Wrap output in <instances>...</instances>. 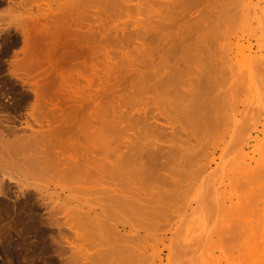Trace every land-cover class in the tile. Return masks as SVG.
Instances as JSON below:
<instances>
[{
  "label": "rangeland",
  "instance_id": "obj_1",
  "mask_svg": "<svg viewBox=\"0 0 264 264\" xmlns=\"http://www.w3.org/2000/svg\"><path fill=\"white\" fill-rule=\"evenodd\" d=\"M263 121L264 0H0V264H264Z\"/></svg>",
  "mask_w": 264,
  "mask_h": 264
},
{
  "label": "bare ground",
  "instance_id": "obj_2",
  "mask_svg": "<svg viewBox=\"0 0 264 264\" xmlns=\"http://www.w3.org/2000/svg\"><path fill=\"white\" fill-rule=\"evenodd\" d=\"M161 81H162V80H161ZM160 86H161V85H160ZM254 113H255V112H254ZM257 115H258V114H257ZM207 116H209V117H207ZM207 116H206V118H208V120H207V121H210V119H209V118H211V116H212V115H211V116H210V115H207ZM211 121H212V120H211ZM211 121H210V122H211ZM257 122H258V120H257ZM263 123H264V121H263ZM261 124H262V123H261ZM175 133H176V132H175Z\"/></svg>",
  "mask_w": 264,
  "mask_h": 264
}]
</instances>
